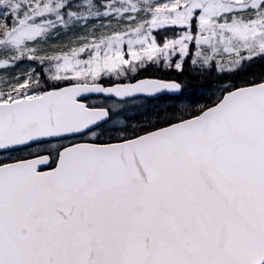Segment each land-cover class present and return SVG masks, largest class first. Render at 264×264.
Returning a JSON list of instances; mask_svg holds the SVG:
<instances>
[{
	"label": "snow or ice",
	"instance_id": "snow-or-ice-1",
	"mask_svg": "<svg viewBox=\"0 0 264 264\" xmlns=\"http://www.w3.org/2000/svg\"><path fill=\"white\" fill-rule=\"evenodd\" d=\"M0 264H264V0H0Z\"/></svg>",
	"mask_w": 264,
	"mask_h": 264
}]
</instances>
